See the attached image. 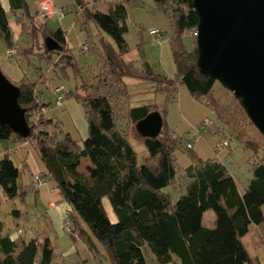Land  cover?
<instances>
[{"label": "trees", "instance_id": "16d2710c", "mask_svg": "<svg viewBox=\"0 0 264 264\" xmlns=\"http://www.w3.org/2000/svg\"><path fill=\"white\" fill-rule=\"evenodd\" d=\"M27 1L7 0V10L0 2V40L6 49L15 48L10 15L19 25L21 35L30 39L29 45L22 49L24 56L37 55L47 63L57 56L53 64L55 73L66 76L67 69L76 68L73 57L67 54L66 32L46 28L37 14L30 13ZM93 1L96 4L106 3V12L89 7L88 0H74L75 9L112 43L99 38L100 72L85 85L66 92V97L73 96L83 108L87 138L80 144L69 134H64L58 141L54 135L40 129L46 122L56 123L45 117L43 111L44 118L35 112L34 109L39 107L43 110L45 104L37 102L38 84L23 75L13 85L19 89L18 104L25 110L28 134L22 137L14 134L8 126L0 125V141L31 143L42 166L37 175L41 174L44 182L52 180L55 183L77 216L72 218L76 229L78 226L83 235L85 231L80 221L83 222L106 250L112 264H147L144 258L146 247L157 264H262L257 256L248 251L244 238L253 230L249 245L254 250L264 245V138L232 94L197 68V50L192 32L198 17L192 0H153L156 8L167 18L172 31L169 48L176 70L173 78L156 74L147 62L139 70L122 60L129 52L125 39L128 7L139 5L141 0ZM83 30L86 29L83 27ZM186 32L191 33L194 41L191 51H187L182 42ZM160 33L165 35V32ZM48 38L55 42L57 49H47ZM126 77L151 82L155 92L166 93L167 100L174 99L178 87L184 86L195 100L213 111L222 129L228 131L229 139H235L251 153V177L243 192L238 190L235 178L223 164L217 160L202 161L192 152L198 141L197 133L201 134L210 124L208 119L197 127L192 138H175L163 119L158 135L143 137L136 124L157 110L152 111L149 105L130 107L123 117L121 105L128 97L124 82ZM220 89L232 97L231 104L215 98L214 93ZM126 120L133 126L134 134L148 154L140 165L127 128L122 125L126 124ZM242 122L249 124L256 134L255 138L242 128ZM227 140L224 136L216 149L228 148ZM224 143L226 146H223ZM182 150L188 153L193 164L180 173L175 153ZM85 159H89L91 168L84 174L79 167ZM21 174L22 171L8 154L1 157L0 194L6 202L22 199L25 195ZM178 178L180 183L185 182V190L172 204L164 189L174 187ZM104 199L111 206L115 222L108 217ZM207 211L215 214L212 227L202 224ZM4 230V223L0 220V264H51L54 247L49 238H33L24 242L12 239L4 234ZM94 253L100 255L98 249ZM97 259L94 258V261Z\"/></svg>", "mask_w": 264, "mask_h": 264}, {"label": "rangeland", "instance_id": "374dc122", "mask_svg": "<svg viewBox=\"0 0 264 264\" xmlns=\"http://www.w3.org/2000/svg\"><path fill=\"white\" fill-rule=\"evenodd\" d=\"M51 1L53 8L59 9L63 13L62 16L57 14L44 16L39 11L37 1L28 0L27 3L30 13L34 16L37 14L38 19L50 31L63 29L66 32L68 38L67 54L73 57L76 68L74 70L67 69L65 71L66 76L60 73L57 75L55 73L56 67L53 65L57 60V56L48 63L46 60L39 59L37 55L24 56L22 49L29 45L30 39L28 36L20 34L18 24L13 17L8 15L15 48L6 49L5 44L0 40V71L12 84H15L23 75L31 82L38 84L36 99L40 104L44 102L45 108L42 107L44 109L41 110L39 107L34 110L39 113L40 118L45 116L53 119L56 123L48 124L46 122L40 129L54 135L58 141L62 139L64 134H69L73 140L82 144L87 138V121L81 104L73 96L67 95L62 102V106L57 108L52 89L61 85L66 92H70L75 87L85 85L93 80V76L101 70V44L99 38L103 37L105 41L112 42L108 36L99 32L91 21H86L82 17L79 10L75 9L74 0ZM88 1L89 7H97V10L106 12V3L98 2L96 4L93 0ZM0 2L7 10V0H0ZM126 25L128 31L125 39L129 52L122 58L124 64H132L141 70L143 64L147 62L156 74L173 78L176 70L169 48V38L172 31L167 18L156 8L153 0H141L139 5L129 6ZM83 27L86 30H83ZM151 29L165 32L158 44H152L150 41L148 32ZM182 42L187 51L193 50L194 41L190 32L184 33ZM138 45H140V48ZM84 46L88 48L87 51L84 50ZM13 51H15V55L9 56V52ZM56 72H58V69H56ZM41 74L44 76L42 77ZM124 81L128 97L127 101L121 105L123 117H125L126 110L130 107L149 105L152 107V111L157 110L159 112L167 129L177 139L192 138L197 127L205 119H208L210 124L207 125L205 131H201V134L197 133L198 141L194 144L192 152L202 161L217 160L223 164L235 178L238 190L243 192L248 179L251 177L249 168L252 160L251 153L244 150L242 145L235 139H229L228 131L222 129L213 111L205 104L195 100L184 86L178 87L174 99L167 100L166 93L155 92L154 85L149 81L131 77H126ZM214 95L222 103H232V97L221 89L216 90ZM42 111L44 116H42ZM125 123H122V125L127 128L131 146L136 153L137 163L140 165L147 158V151L144 145L141 144V140L134 134L133 126L129 121ZM242 128H245L249 136L256 137L255 132L251 130L247 122H242ZM224 136L228 139L229 147L219 151L216 148L223 141ZM18 145H24L22 150L18 152L17 157L25 159V166L15 156V150L11 148V141H0V152H2L0 158L7 152L9 158L22 171L20 180L26 190L22 199H15L11 202H6L3 195L0 194V220L5 226L4 234H8L14 240L24 242H28L33 238H49L54 247L53 264H112L106 250L83 222L79 220L80 226L85 231L83 236L78 226L76 229L72 218L77 216L71 211V208L56 188L55 183L52 180L44 182L40 174L38 175L39 183L37 184L35 175L42 171V166L31 143ZM175 158L180 173H183L185 168L193 164L186 151H177ZM90 165L89 159L83 160L79 171L84 174L88 173V168H91ZM180 182L181 179L178 178L174 187L169 186L164 189V192L169 194L172 204L184 193L185 182ZM52 203L55 205L51 209L50 205ZM103 205L110 221L115 222V215L107 199L103 200ZM14 212L21 213V215L16 216ZM214 222L215 214L213 211L205 212L202 224L206 227H212ZM66 226L70 228L72 233L65 231L64 227ZM252 233L244 238V243L248 247V251L253 256H257L264 264V245L257 250L249 245ZM94 248L98 249L100 255L94 253V250H96ZM91 255L98 258L96 262L84 261V259L91 260ZM144 258L147 264H157L148 247L144 250Z\"/></svg>", "mask_w": 264, "mask_h": 264}, {"label": "water", "instance_id": "95a60500", "mask_svg": "<svg viewBox=\"0 0 264 264\" xmlns=\"http://www.w3.org/2000/svg\"><path fill=\"white\" fill-rule=\"evenodd\" d=\"M200 73L217 81L232 94L245 115L264 138V0H192ZM48 50L55 42L46 39ZM19 89L0 71V125L25 137V110L18 104ZM159 112L136 124L143 137L162 130Z\"/></svg>", "mask_w": 264, "mask_h": 264}, {"label": "built area", "instance_id": "2783aa9c", "mask_svg": "<svg viewBox=\"0 0 264 264\" xmlns=\"http://www.w3.org/2000/svg\"><path fill=\"white\" fill-rule=\"evenodd\" d=\"M38 8H39V11L44 15V16H51V15H59V16H62L63 13L58 9H54L53 8V4H52V1L51 0H40L38 2ZM149 34V37H150V41L152 42V44H158L160 42V38H161V34H160V31L157 30V29H151L149 30L148 32ZM192 36L194 38H196L197 36V33H196V30H194L192 32ZM84 50L86 51L87 50V47L84 46ZM9 56H14L15 55V51L13 52H9L8 54ZM52 92H53V95L55 97V105L56 107H60L62 105V102L63 100L65 99L66 97V90L63 86L59 85V86H55L53 87L52 89ZM223 146H226V143L223 144ZM188 147L190 148L191 146L188 145ZM221 149V147L219 148ZM36 181H37V184L39 183V176L36 175ZM54 203H52L50 205V208H54ZM65 231L66 232H70V228L68 226L65 227Z\"/></svg>", "mask_w": 264, "mask_h": 264}, {"label": "crops", "instance_id": "0c3cea01", "mask_svg": "<svg viewBox=\"0 0 264 264\" xmlns=\"http://www.w3.org/2000/svg\"><path fill=\"white\" fill-rule=\"evenodd\" d=\"M54 7V6H53ZM15 21V20H14ZM19 26V25H18ZM11 27V26H10ZM20 28V27H19ZM11 29H12V27H11ZM21 34V33H20ZM21 79V78H20ZM19 79V80H20ZM19 80H17V81H19ZM125 82V81H124ZM11 144H12V147L11 148H13L15 151H14V154H15V156L17 157L18 156V152H20L21 150H22V148H23V146L24 145H18L17 143H15V142H11ZM5 152V151H4ZM0 153H2V152H0ZM6 154H7V152H6ZM1 155V154H0ZM1 159V158H0ZM17 159L18 160H20V163H22V161L24 160L25 161V159H19V157H17ZM22 165H24L25 166V163H22ZM83 236V235H82ZM81 236V237H82ZM91 243V242H90ZM93 246V245H92ZM94 247V246H93ZM94 249H96V248H94ZM82 261V260H81ZM84 261H89V263H92V262H96V260L94 261V256H92L91 255V260H85L84 259ZM90 261H92V262H90ZM262 263V262H261ZM51 264H53V259H52V262H51ZM94 264V263H93ZM263 264V263H262Z\"/></svg>", "mask_w": 264, "mask_h": 264}]
</instances>
